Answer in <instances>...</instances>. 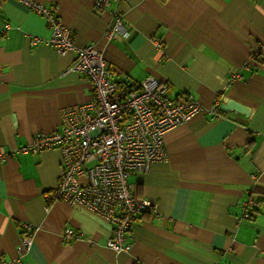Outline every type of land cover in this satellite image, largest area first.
<instances>
[{"label":"crops","instance_id":"obj_1","mask_svg":"<svg viewBox=\"0 0 264 264\" xmlns=\"http://www.w3.org/2000/svg\"><path fill=\"white\" fill-rule=\"evenodd\" d=\"M36 1L55 8L76 47L101 51L117 93L153 75L205 109L217 103L218 114L169 130L166 159L129 176L159 216L141 212L129 250H112L105 218L45 198L60 152L17 151L37 132L59 130L62 108L88 101L91 82L68 70L75 52L30 44L49 36L41 15L0 0V262L17 258L28 222L32 242L15 264H264V0H110L127 33L111 39L112 14L94 0ZM228 101L245 114L221 110ZM65 228L80 237L65 240Z\"/></svg>","mask_w":264,"mask_h":264},{"label":"built area","instance_id":"obj_2","mask_svg":"<svg viewBox=\"0 0 264 264\" xmlns=\"http://www.w3.org/2000/svg\"><path fill=\"white\" fill-rule=\"evenodd\" d=\"M15 1L47 22L49 36H29L30 44L49 45L59 54L75 52L68 70L86 75L92 89L88 101L62 108L59 130L37 132L17 151L57 149L61 155L58 181L45 198L82 206L105 218L111 225L105 245L115 251H127L136 217L144 211L159 216L155 205L136 196L129 176L146 172L152 163L166 159L164 137L169 130L202 111L216 116L218 104L205 109L190 93L172 94L167 84L153 75L143 78L135 89L117 93L111 80L112 70L101 51L92 44L76 47L72 30L54 7L36 0ZM109 7L110 0H94V9L109 10L113 17L105 37L125 36L122 15ZM5 157L6 153L0 150V161ZM254 204L243 203L245 208ZM21 227L17 258L2 260L0 264L19 263L29 249L34 227L28 222H22ZM79 237L73 229H64L65 240Z\"/></svg>","mask_w":264,"mask_h":264},{"label":"water","instance_id":"obj_3","mask_svg":"<svg viewBox=\"0 0 264 264\" xmlns=\"http://www.w3.org/2000/svg\"><path fill=\"white\" fill-rule=\"evenodd\" d=\"M123 80L125 79V76H122ZM220 109L223 111L232 110L237 112H243L245 114V111H243V108H241L236 102L234 101H228L225 104H222L220 106Z\"/></svg>","mask_w":264,"mask_h":264},{"label":"trees","instance_id":"obj_4","mask_svg":"<svg viewBox=\"0 0 264 264\" xmlns=\"http://www.w3.org/2000/svg\"><path fill=\"white\" fill-rule=\"evenodd\" d=\"M258 203H260V200H258Z\"/></svg>","mask_w":264,"mask_h":264}]
</instances>
